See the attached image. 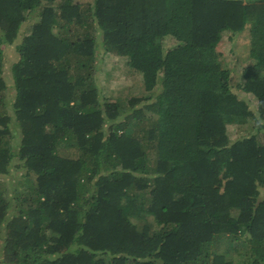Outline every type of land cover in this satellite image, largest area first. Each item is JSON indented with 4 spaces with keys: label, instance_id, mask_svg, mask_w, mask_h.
Instances as JSON below:
<instances>
[{
    "label": "trees",
    "instance_id": "trees-1",
    "mask_svg": "<svg viewBox=\"0 0 264 264\" xmlns=\"http://www.w3.org/2000/svg\"><path fill=\"white\" fill-rule=\"evenodd\" d=\"M244 32L255 111L216 51ZM98 54L144 94L101 102ZM262 130L264 0H0V264H264Z\"/></svg>",
    "mask_w": 264,
    "mask_h": 264
},
{
    "label": "rangeland",
    "instance_id": "rangeland-1",
    "mask_svg": "<svg viewBox=\"0 0 264 264\" xmlns=\"http://www.w3.org/2000/svg\"><path fill=\"white\" fill-rule=\"evenodd\" d=\"M90 1V0H82ZM32 22V21H30ZM30 22L25 23L23 26L27 28ZM228 33L222 34V39L216 51L221 54L222 65L231 70V84L233 92L236 94L239 100H244L249 104V108L252 111L256 109V100L251 94H245L241 91L239 84L242 83V69L250 64L248 57L249 44L247 39V32L241 33L230 40ZM175 44L172 38H166L163 41L165 50L171 48ZM99 53V51H98ZM6 61L4 62V77L7 82H11L10 79V67L16 59L13 46L7 48ZM100 61L99 71L97 74V83L99 87V99L100 101H110L117 103L120 106H127V102L134 96L144 94L143 80L140 73L134 70L127 64V60L124 57L104 54L99 55L96 61ZM10 96H13L12 89L8 90ZM257 130L253 129L252 122L237 125L232 124L227 126V134L230 141H234L243 137L254 134ZM260 139L264 141V130L259 132ZM16 160L14 159L11 164V173L5 178H0V186L3 189L15 188V192L20 190L18 185V179L22 174L20 168H16ZM34 179V177H32ZM21 191V190H20ZM242 262L240 261V263Z\"/></svg>",
    "mask_w": 264,
    "mask_h": 264
}]
</instances>
